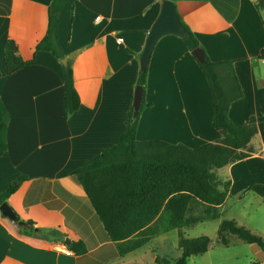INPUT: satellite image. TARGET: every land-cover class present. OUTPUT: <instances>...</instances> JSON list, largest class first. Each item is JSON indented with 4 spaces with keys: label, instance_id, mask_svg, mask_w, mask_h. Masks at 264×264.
I'll list each match as a JSON object with an SVG mask.
<instances>
[{
    "label": "crops",
    "instance_id": "crops-1",
    "mask_svg": "<svg viewBox=\"0 0 264 264\" xmlns=\"http://www.w3.org/2000/svg\"><path fill=\"white\" fill-rule=\"evenodd\" d=\"M51 1L0 0V97L9 114L8 148L0 157V192L27 178L6 200L25 225L0 213V264H105L109 254L120 256L73 174L115 146L126 131L140 55L163 0L65 3L58 41L80 100L70 116L64 107V66L49 52H35L46 32ZM174 3L212 62H234L243 97L230 106L228 115L238 126L254 116L256 138L264 128V61L258 59L264 48V24L254 0ZM7 40L15 42L26 62L9 75L4 60ZM146 83L145 102L151 106L140 113L137 140L159 139L194 148L220 138L211 126L207 82L180 37L166 35L157 42ZM253 140L255 154L229 169L263 155L264 147ZM29 222L33 230L57 234L45 240L20 231ZM66 238L82 241L87 253L75 255L65 246ZM60 245L68 253L58 251ZM248 245L264 264V253Z\"/></svg>",
    "mask_w": 264,
    "mask_h": 264
},
{
    "label": "trees",
    "instance_id": "trees-1",
    "mask_svg": "<svg viewBox=\"0 0 264 264\" xmlns=\"http://www.w3.org/2000/svg\"><path fill=\"white\" fill-rule=\"evenodd\" d=\"M67 1H51L47 9L45 35L35 46V52H49L59 61L65 59L58 41V28ZM254 5L264 24V0H254ZM179 20L185 28L186 33L181 39L188 51L191 53L196 48L203 50L194 33L180 17ZM191 58L197 62L208 85L211 126L220 134L216 142L190 148L159 139L137 140L140 113L151 106L145 102L147 65L139 71L136 83L143 88L139 116L132 121L131 109L127 129L119 142L88 160L73 174L120 257L140 249L154 237L170 230L217 219L231 183L218 179L214 171L255 154L251 141L258 133L256 118L252 116L246 124L238 126L228 115L230 106L243 97L234 62H212L206 53L203 63L193 56ZM258 59L264 61V48ZM4 60L5 75L13 74L26 64L18 54L17 45L11 40L4 42ZM63 86L65 112L70 116L78 110L80 100L68 64L63 67ZM8 125L9 114L0 97V157L5 155L8 148ZM26 180V177H22L0 192V204L16 194ZM252 191L264 200V185H255ZM193 211L200 215L190 216ZM27 224L29 227H20L25 234L45 240L57 234L56 231L33 230L32 223ZM231 236L246 244L256 245L264 252L261 237L234 220L222 221L217 243L228 246ZM177 246L181 251L179 258L173 261L156 258V264H187L189 258L205 254L212 246V240L206 236L189 239L179 233ZM68 249L77 256L87 253L82 241L71 242Z\"/></svg>",
    "mask_w": 264,
    "mask_h": 264
},
{
    "label": "rangeland",
    "instance_id": "rangeland-1",
    "mask_svg": "<svg viewBox=\"0 0 264 264\" xmlns=\"http://www.w3.org/2000/svg\"><path fill=\"white\" fill-rule=\"evenodd\" d=\"M260 131L261 134L253 140V144L257 146L261 143V146L264 147V128L262 126ZM214 173L218 179L231 183L229 194L219 209L217 219L205 220L189 227L160 234L140 249L123 257H118L115 253L109 254V260L105 264H156V258L173 261L181 256V251L177 246L179 233L189 239L206 236L212 240V246L205 254L189 258L187 264H251L258 262L259 258L253 255L249 245L241 240L231 236L228 246L218 244L216 240L219 226L224 220H234L238 225L245 227L264 240V200L255 194L252 188L249 189V186L264 185V181H258L264 180V153L261 157L257 155L247 165L238 166L232 170L224 167ZM199 215L193 211L190 216L197 217ZM236 241H239L237 246L233 243Z\"/></svg>",
    "mask_w": 264,
    "mask_h": 264
},
{
    "label": "water",
    "instance_id": "water-1",
    "mask_svg": "<svg viewBox=\"0 0 264 264\" xmlns=\"http://www.w3.org/2000/svg\"><path fill=\"white\" fill-rule=\"evenodd\" d=\"M185 33V28L179 20L175 3L170 0H163L161 3L160 13L147 34L140 55V69L143 70L148 65L151 53L157 42L162 37L166 35H174L182 38ZM191 56H193L199 63H203L205 61V53L201 48L193 50L191 52ZM60 62L64 67H66V59H62ZM142 100L143 88L141 86H136L132 105V121L139 116ZM0 213L3 217L17 223L19 226L25 225L23 221L19 220L17 213L7 204V202L0 204ZM70 243L71 241L66 238L64 241L65 246L68 247Z\"/></svg>",
    "mask_w": 264,
    "mask_h": 264
},
{
    "label": "built area",
    "instance_id": "built-area-1",
    "mask_svg": "<svg viewBox=\"0 0 264 264\" xmlns=\"http://www.w3.org/2000/svg\"><path fill=\"white\" fill-rule=\"evenodd\" d=\"M123 42V39L122 38H119V39H117V43L118 44H120V43H122ZM57 250L58 251H65V246L64 245H60L58 248H57ZM65 252H67V251H65ZM68 253V252H67Z\"/></svg>",
    "mask_w": 264,
    "mask_h": 264
}]
</instances>
